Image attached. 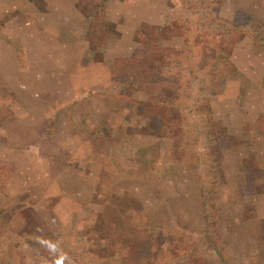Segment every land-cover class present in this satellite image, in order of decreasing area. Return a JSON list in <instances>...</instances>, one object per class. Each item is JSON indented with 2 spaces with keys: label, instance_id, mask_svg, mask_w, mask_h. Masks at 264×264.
<instances>
[{
  "label": "rangeland",
  "instance_id": "obj_1",
  "mask_svg": "<svg viewBox=\"0 0 264 264\" xmlns=\"http://www.w3.org/2000/svg\"><path fill=\"white\" fill-rule=\"evenodd\" d=\"M101 1L0 0V264H191L193 248L209 264H264V103L232 58L253 42L234 27L247 23L264 63V0H116L103 15L120 37L95 56L88 28ZM170 13L210 57L131 62L150 52L136 28ZM215 17L234 30L229 48L205 37ZM165 36L163 54L190 45ZM164 107L172 128L156 121ZM207 135L212 159L223 150L212 175L222 217L208 230Z\"/></svg>",
  "mask_w": 264,
  "mask_h": 264
},
{
  "label": "trees",
  "instance_id": "obj_2",
  "mask_svg": "<svg viewBox=\"0 0 264 264\" xmlns=\"http://www.w3.org/2000/svg\"><path fill=\"white\" fill-rule=\"evenodd\" d=\"M114 1L116 0H102L101 1V3L96 7V10L94 13L95 20L90 23V26L88 28L89 30L88 39H89L90 49L94 51L95 56L97 53L105 49V47L107 46V42H109L110 39L120 37V33L117 29V23L110 21V20L107 21V19H105L103 15L106 10L108 9L111 10L113 8ZM117 1L120 3L124 2V0H117ZM172 15L173 13L172 14L170 13L168 15V18L166 17L167 19L165 20V24L163 25L152 24L150 22L144 21L136 28L134 32V38L136 39V41H139L141 43L151 44L149 46L150 52L146 55L136 57L131 62L138 63L139 66H142L148 62L151 63L152 61H155L156 65L158 64V68L160 70L161 68H166L167 67L166 65L168 63H174V61H177V59L178 61H185L188 56H191L194 59V61H196L197 59L201 57H205V58L210 57L209 53L211 52V47L209 45L207 46L201 45L200 42H198L199 37H200L198 35L199 33L190 31L188 27H185V26H189V24L186 25L187 21H184L181 17L179 19L178 16H172ZM217 21H220V19L215 17L213 22L208 25V28H206V32L209 33V35L207 34L205 35V37H207V39L209 40H212V41L214 40L215 41L214 46L216 47H221L222 45V48H224L225 46L226 48H229V40L232 39L234 42H236L234 37L231 36L234 30L231 28L229 21L226 22L228 23L227 25L225 24V22L220 21L222 23H218L216 25L218 27L214 28L215 23ZM222 24L225 27V32L223 35L220 36ZM246 24L247 23H243V24L238 23L236 25L234 24L235 25L234 27L238 26L237 28H242L241 30H243L245 35L249 36L252 39L253 43L255 44L260 43L261 34L260 33L258 34L255 30H253L254 28L247 29L245 26ZM169 28H174V29H169ZM175 29L176 30L181 29V30L177 31L178 33H174ZM165 32H170L171 36L173 35L174 37L178 36V39L182 40L184 43L190 42V45H187V43H185V46L182 45L180 46L179 49H175V50H171V48L170 49L166 48L164 51V54L161 53V49L158 48L159 46H157L156 43H160L162 39H167L165 36ZM171 36H169V38H171ZM22 45L23 44L19 43L17 45V49L19 48V49L25 50V48L22 47ZM200 47L202 48V50L200 49ZM156 49L158 50L157 52H156ZM25 57H26V53H25L24 58ZM193 71L194 70H191L189 72L192 73ZM177 75H179V79L178 78L177 79L183 91L184 84H182L181 82L183 77L179 73ZM177 75L175 73L173 76L171 75V78ZM156 111H157L156 116L158 117L156 121L158 124H160V122L166 121V123L163 125L167 128H172V126L175 125L174 120L176 119V117L172 114L171 112L173 111L172 109H169V107L167 108L164 107L161 111H158L157 109ZM208 115L204 117L202 120H199L200 122H202L200 123L201 127L206 126L205 128H200V129H205L204 131L205 134H208L207 129H212V128L214 129V127H216L215 120L212 118V116L209 117ZM202 116H205V115H202ZM206 138L208 140L209 146H208V151H206L205 168H208L209 170H207L208 172L204 175L205 182H204V185L200 187V190H201L202 198L204 199V203L206 202L210 203L211 209L215 211L213 215L211 214H209L208 216L205 215L207 222L204 224V228L208 230L211 228L213 229L215 218L219 219L220 217H222L223 210H222L221 203H218V204L216 203V200L218 199V189L216 185L217 177H215V179H212V175L216 176L214 174L216 172V168L220 166V165L218 166V164L221 163V157H222L223 150L218 151L219 154L217 156H214V158L212 159L210 156V153L212 151V145L215 143L217 139L215 137H211L210 135H207ZM214 148H215V145H214ZM204 228L202 229V231L205 232L206 236L209 238V241H207L209 245H211L213 249L217 251V253L219 254L222 260L225 258L227 259L228 257L226 256V253H225L224 244L222 242H219L216 239V235L211 230L207 231ZM211 233L215 236H213ZM187 251L190 253L189 260L191 264H209L206 258L199 251L198 253L194 251V248L192 250H187Z\"/></svg>",
  "mask_w": 264,
  "mask_h": 264
},
{
  "label": "crops",
  "instance_id": "obj_3",
  "mask_svg": "<svg viewBox=\"0 0 264 264\" xmlns=\"http://www.w3.org/2000/svg\"><path fill=\"white\" fill-rule=\"evenodd\" d=\"M245 45V46H244ZM247 45V46H246ZM241 48H245V52H249V56H246L247 54L244 53L242 57H237L238 51L241 50ZM254 49H256L255 45L251 41H247V43H243V45L238 44L235 47V51L233 52V61L237 65V68L239 69L241 76H247L251 80V91L252 93H259V102H263L262 98L264 99V63L255 64L258 63V59H253L252 54L254 53ZM243 58V59H242ZM264 106V105H263ZM251 108V107H250ZM261 111H264V109L261 107ZM251 112L254 113L253 109Z\"/></svg>",
  "mask_w": 264,
  "mask_h": 264
}]
</instances>
